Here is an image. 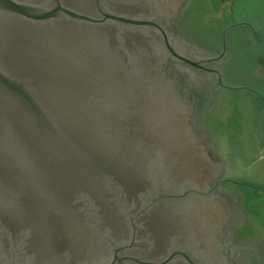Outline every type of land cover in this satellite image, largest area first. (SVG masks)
Masks as SVG:
<instances>
[{"label": "water", "instance_id": "water-1", "mask_svg": "<svg viewBox=\"0 0 264 264\" xmlns=\"http://www.w3.org/2000/svg\"><path fill=\"white\" fill-rule=\"evenodd\" d=\"M129 1L0 0V264L191 263L187 242L204 238L193 196L216 165L239 216L232 245L249 263L264 261L212 134L227 88L256 93L223 80L205 90L196 125L209 154L200 151L185 125L178 62L199 64L148 6ZM242 25L224 31V46Z\"/></svg>", "mask_w": 264, "mask_h": 264}, {"label": "rangeland", "instance_id": "rangeland-1", "mask_svg": "<svg viewBox=\"0 0 264 264\" xmlns=\"http://www.w3.org/2000/svg\"><path fill=\"white\" fill-rule=\"evenodd\" d=\"M263 1L235 0L232 7V0H192L182 27L189 38L218 53L224 31L238 23L250 24L253 28L255 27L254 29L259 30L258 38L263 36L259 27V22L264 20ZM249 30V26H238L227 32L232 47L238 44L241 47L237 52L232 51L226 59L227 62L235 65V75L232 74L230 77L224 68L221 69V74L222 80L227 82L228 86H244L258 93L259 88H255V85L260 86L264 83V55L261 51H264V39L260 42L247 39ZM242 77L243 80L238 79ZM256 96L245 90L227 88L215 115L212 134L216 150L228 160L241 198L259 233L264 238V232H260L261 228L257 226L256 217L253 216L255 212L254 193L259 187L257 184L261 177V172L259 173L255 166H258L260 162V154L255 153L253 149L255 145L252 128L244 127V122L240 121V119L243 120L244 113L249 108L245 98L257 101V111L260 105L264 106V101ZM244 150H247V153ZM244 155L250 160L249 162L245 160ZM254 160L258 162H253Z\"/></svg>", "mask_w": 264, "mask_h": 264}, {"label": "flooded vegetation", "instance_id": "flooded-vegetation-1", "mask_svg": "<svg viewBox=\"0 0 264 264\" xmlns=\"http://www.w3.org/2000/svg\"><path fill=\"white\" fill-rule=\"evenodd\" d=\"M135 1L136 4H140L141 6H148L158 16L160 21L155 22L164 29L167 39L182 54L199 64V67H194L178 62L180 64L179 70L184 73L180 77L182 78L183 85H185L182 93L185 94L184 104L188 111L185 117L187 132L200 151L205 147V152L209 154L205 137L203 138L199 128H197L196 118L200 107L203 105L205 90L212 84L226 87V83L222 82L221 69L224 68L225 72L230 74V77H232V74L233 76L235 75V65L224 60V57L230 56L232 51L237 52L241 46L238 44V46L234 45L232 47L229 33L225 37V46L222 39L218 53L215 50L208 53L196 44V46H192L187 43L184 39H188L181 25L184 9L186 8V4L191 0ZM131 4L135 3L130 0L128 5L131 6ZM204 61L209 62L202 63ZM225 62L227 63L224 64ZM215 70L219 73L220 83L217 81V75L213 72ZM243 77L238 79L243 80ZM208 163L212 164V162L207 161ZM215 168L218 171L216 176L210 181L206 180L202 183L205 185L204 193L193 196L194 206L197 208L203 207L200 212L192 213L195 214L194 219L198 223L194 227L203 234L204 238L197 242H187L188 250L185 251L184 249L183 252L189 256L190 262L193 264H252L248 262V250L240 246H233L231 243V239L234 237V234L231 233V228L235 227L234 222L238 221L239 216L235 212H232V210L230 211L229 204L227 203V193L221 189V185L226 181V179H223L222 167L216 165ZM213 169L214 167L210 169L211 177L214 175ZM175 261L177 264H191L180 256L176 257ZM256 264H264V261H258Z\"/></svg>", "mask_w": 264, "mask_h": 264}, {"label": "crops", "instance_id": "crops-1", "mask_svg": "<svg viewBox=\"0 0 264 264\" xmlns=\"http://www.w3.org/2000/svg\"><path fill=\"white\" fill-rule=\"evenodd\" d=\"M238 1H240V0H238ZM234 2H235V0H232V7H233ZM262 6H264V1H263ZM239 24H245V23H238L236 25H239ZM245 25L249 26V29L251 30V31L249 30V33H248L249 37L247 39L255 40L257 42H260V41H262L261 39H264V20L259 22L260 31L263 34V36H262L263 38L262 37L258 38V36H257V34L259 33L258 29H254L255 27L253 28V26H251L250 24H245ZM261 51H262V54L264 55V51L263 50H261ZM255 88H257V89L259 88V91H258V93L256 91H254L256 94H253V95L254 96L257 95L256 97L258 99L260 98L261 100L264 101V83L260 84V86L255 85ZM245 100L248 102L249 108H248L247 112L244 113L243 120L240 119V121L244 122L245 126L242 123V125L244 127H248L249 129L252 128L251 130L253 132L254 145H255L253 149H254L255 153H258V155L260 154V158H259L260 162H259L258 166H255V167H257L256 169L259 171V173L261 172V177H260L259 184H257L259 187L254 193L255 194V197H254L255 212H253L254 213L253 216L256 217L255 218L256 224H258L257 226H260V228H261L260 232L263 233L264 229H262V227H264V106L260 105L259 111H257L258 105H257L256 100H253L251 98H245ZM247 150H249V149L247 148ZM247 150H244L245 153H247ZM245 157L246 156L244 155V158ZM246 158H245V160H247V162H249L250 160L246 159ZM253 162L257 163L258 161L254 160ZM252 164H254V163H252ZM263 240H264V238H263Z\"/></svg>", "mask_w": 264, "mask_h": 264}]
</instances>
